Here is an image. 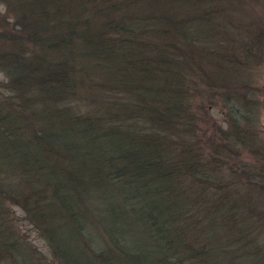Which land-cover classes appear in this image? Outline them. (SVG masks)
Masks as SVG:
<instances>
[{
    "label": "trees",
    "instance_id": "1",
    "mask_svg": "<svg viewBox=\"0 0 264 264\" xmlns=\"http://www.w3.org/2000/svg\"><path fill=\"white\" fill-rule=\"evenodd\" d=\"M228 1L0 0V262L18 208L59 264H264V30Z\"/></svg>",
    "mask_w": 264,
    "mask_h": 264
},
{
    "label": "rangeland",
    "instance_id": "2",
    "mask_svg": "<svg viewBox=\"0 0 264 264\" xmlns=\"http://www.w3.org/2000/svg\"><path fill=\"white\" fill-rule=\"evenodd\" d=\"M230 6V9L233 10V14L238 19L245 20L249 26L253 27L254 31L261 32L264 30V0H229L227 3ZM5 7L0 3V12H5ZM244 25V24H243ZM261 25V26H260ZM247 26V25H245ZM2 30V26L0 25V31ZM260 30V31H259ZM245 75H248L249 78L246 81L248 82V87L252 88L256 92L257 101H259V112L255 115L254 123L251 125V128L258 130L257 137L259 139V152L260 154L256 155V157H264V54L254 60L248 67ZM8 78L6 75L0 70V85L1 82L7 81ZM212 108V115L215 120H218L222 123L223 129L227 128V120H226V109L221 108L223 103L219 105L218 103L213 102V95H210ZM78 98H73V106L77 104ZM254 148L248 147L244 148L243 145L239 144L238 152L245 154L246 163H252L255 161V158L252 157V153L254 152ZM263 163V162H262ZM93 205L102 204L100 200H95L94 202H90ZM15 208V207H14ZM16 212L19 214L18 217L24 218L18 224L21 225L24 236L28 237L33 246L29 248V259L30 264H59L58 261H54L56 258L54 256L53 250L47 245V243L42 239V237L38 236L35 229L31 228V219H26V216L29 218V215L25 213L22 209L15 208ZM92 223V222H91ZM33 225V224H32ZM34 226V225H33ZM240 257H242V253H240ZM4 264V262H0ZM247 262H240V264H246ZM234 264H239L237 261Z\"/></svg>",
    "mask_w": 264,
    "mask_h": 264
}]
</instances>
